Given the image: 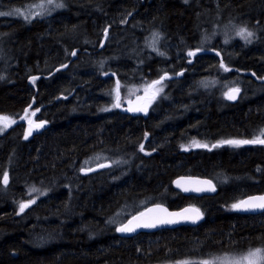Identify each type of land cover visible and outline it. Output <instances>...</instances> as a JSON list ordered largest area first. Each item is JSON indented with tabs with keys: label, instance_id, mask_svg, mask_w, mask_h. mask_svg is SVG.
<instances>
[{
	"label": "trees",
	"instance_id": "16d2710c",
	"mask_svg": "<svg viewBox=\"0 0 264 264\" xmlns=\"http://www.w3.org/2000/svg\"><path fill=\"white\" fill-rule=\"evenodd\" d=\"M40 3L55 9L21 14ZM0 12L12 13L0 15V116L14 121L0 122V264L264 254V213L233 208L264 194V144L214 147L264 139V0H0ZM223 12L239 16L225 27L228 42L218 33L224 21L209 20ZM155 81L162 90L148 112L127 110ZM231 87L242 91L236 104ZM29 115L44 124L31 137ZM97 157L112 167L83 177ZM183 176L210 179L218 193L185 196L174 188ZM153 204L195 206L204 220L117 235Z\"/></svg>",
	"mask_w": 264,
	"mask_h": 264
},
{
	"label": "water",
	"instance_id": "95a60500",
	"mask_svg": "<svg viewBox=\"0 0 264 264\" xmlns=\"http://www.w3.org/2000/svg\"><path fill=\"white\" fill-rule=\"evenodd\" d=\"M239 89V88H238ZM240 90V89H239ZM232 92V91H230ZM229 92V93H230ZM242 91L240 90L239 93L236 95V99L234 100H230L228 99L232 104H236L241 96ZM42 126L37 128L32 127V133H38L41 130L44 129V124H41ZM112 167V163L107 162V163H101L99 165L93 166L91 168H83L80 170V174L83 177L86 176H90L93 174H97L103 171H106L108 169H110ZM180 182L181 186H177V182ZM203 181H208L210 182L211 186L214 187V191L213 190H208L209 185L208 184H204L201 183ZM8 183V181H7ZM6 183V184H7ZM3 184L6 185L3 181ZM174 188L176 190H178L179 192H181L183 195L185 196H192V197H196V198H201V197H212L215 196L218 193V189L215 186V184L207 178H201V177H191V176H183V177H178L177 179H175L174 181ZM184 188H189V189H196V188H201V189H205L202 191H194V190H189V191H185ZM264 196V194H260V195H253V196H249L246 197L245 199H243L242 201H250L253 197H261ZM241 201V202H242ZM240 204V203H238ZM162 209H166L167 211H161ZM196 209L199 211L200 214V218L198 220H196L195 223L192 222V220L190 219H183L182 217L184 216H194L196 215L195 212H193L192 210ZM185 210H189V211H185ZM236 212L242 214V215H260L262 213H264V209L261 208H248L247 210L244 209V207H241L239 209L235 208ZM141 213H145L146 217L144 218H149V217H163V218H167V219H176L179 222L177 223H170V224H158L156 227H152V228H144V227H140L137 228L134 232H120L117 229L128 224L129 221H132L134 217L140 216ZM168 213H176V214H182L181 216H168ZM204 220V215L202 213V211L195 207V206H186L183 207L181 209H177V210H171L169 209L167 206L162 205V204H153L150 205L148 207H146L144 210H142L141 212L133 215L132 217H130L128 220H126L122 225H120L117 229V235L120 236L121 238H133L135 236H138L140 234H152V233H156L162 230H174L180 227H198L199 225L202 224Z\"/></svg>",
	"mask_w": 264,
	"mask_h": 264
},
{
	"label": "snow or ice",
	"instance_id": "6c2138e0",
	"mask_svg": "<svg viewBox=\"0 0 264 264\" xmlns=\"http://www.w3.org/2000/svg\"><path fill=\"white\" fill-rule=\"evenodd\" d=\"M52 0H49V3H51ZM42 7V5H41ZM57 7H62V5H57ZM18 11V10H17ZM12 13H4V12H0V15H10ZM39 14V13H38ZM25 19H28L27 16H25ZM241 36H244L245 38L250 37L252 35V33L247 32L246 29H242L239 33ZM196 53L195 52H189L188 55L189 56H194ZM73 55H75V53H73ZM229 69L227 67H225V71H228ZM162 81H155L154 85L156 84H160ZM162 89H158V91H160ZM239 89H233L232 92L227 94V98L230 100H234L236 99V95L239 93ZM156 93H154L155 95ZM137 111H146V108L143 109H136ZM25 118H27V116H25ZM0 122H4V127H7L9 123H14V121H10L8 117H3L0 116ZM29 123L31 124V121H29ZM42 125H36L37 128L41 127ZM31 133V128L29 129V134ZM261 136H264V132L261 133ZM223 143H227L233 146H240L242 144H264V139H254V140H229V141H222L221 144ZM197 146H202V147H207V145H198ZM141 151H143V146L141 145L140 148ZM4 183L6 184L8 181V176L7 174L4 175L3 177ZM201 183L204 184H208L209 188L208 190H215L214 187L211 186L210 182L208 181H203ZM177 186H181L180 182H177ZM185 191H189V190H194V191H202L205 189H201V188H196V189H189V188H184ZM34 191H36L34 189ZM33 203L35 201H32ZM29 205L27 204H21L20 205V210L23 211L26 207H28ZM244 207L245 210H247L248 208H261L264 209V196L261 197H253L250 201H242L240 202V204H235L233 205V208H241ZM161 211L166 212V209H162ZM186 212L189 210H185ZM193 212L196 213V215L194 216H184L182 217L183 219H190L192 220L193 223L196 222V220H198L200 218V214L199 211L196 209L192 210ZM182 214H176V213H168V216H181ZM146 217L145 213H141L140 216L134 217L132 221H129L128 224L118 228L117 230L120 232H134L137 228L140 227H144V228H152V227H156L158 224H170V223H177L179 222L176 219H167V218H163V217H149V218H144ZM255 258H259V259H264V254H262V250L257 249L254 252H250L249 256L246 257L245 259H247L248 264H257V259ZM205 264H207V262H205Z\"/></svg>",
	"mask_w": 264,
	"mask_h": 264
},
{
	"label": "rangeland",
	"instance_id": "374dc122",
	"mask_svg": "<svg viewBox=\"0 0 264 264\" xmlns=\"http://www.w3.org/2000/svg\"><path fill=\"white\" fill-rule=\"evenodd\" d=\"M41 5H42V7H41ZM53 7L55 9L54 4H52V5L51 4H49V5L48 4H41V3L40 4H33L32 6L22 10L21 14L23 16H27L30 19L35 18L36 16H47L48 14L51 13ZM223 15L216 14V15L212 16L209 20L212 22H214L215 19H219L221 21H224V26L221 28V32L218 31V33H220L222 36L224 35V40L228 42L231 39V35L226 30L225 27L234 25L233 23H236L239 16L238 15H234V17L226 16V14L224 12H223ZM217 29H219V28H217ZM158 85L157 84L152 85L147 90V92L145 94H143L142 96H140V97L136 98L135 100L129 102L126 106L127 110L138 113V114L145 115L148 112V109L150 108V105L152 104V102L158 96L159 91L157 92V90L160 89ZM236 88H238V87H231L230 89H228L225 92L226 96L230 91H232L233 89H236ZM154 93H156V94L154 95ZM143 108H146V111H137L136 110V109H143ZM29 121H31V124L29 123ZM26 122H27V136L31 137L33 135V133L31 130V133L29 134V129L32 127H35L36 125H41V123L37 122L35 120L34 116H32V115L27 116ZM225 144H227V143L218 144V145H215L214 147L223 146ZM249 144H251V143H249ZM249 144H242L240 146H245V145H249ZM231 146H233V145H231ZM198 147H202V146H197V144H196L193 148H198ZM203 148H206V147H203ZM105 162L106 161H101L100 157L92 158L85 163V167L91 168L93 166H96V165H99V164L105 163ZM123 221H124V218H119L117 220V223L120 224ZM250 252H254V251H250ZM250 252L245 253L241 256L225 255V256L213 259L212 261H207V264H248V261L245 258L249 256ZM255 259H257V264H264V259H259V258H255Z\"/></svg>",
	"mask_w": 264,
	"mask_h": 264
}]
</instances>
